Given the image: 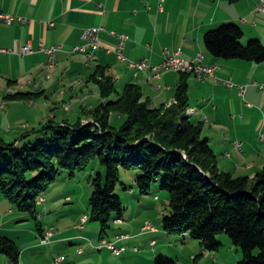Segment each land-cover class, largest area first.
I'll list each match as a JSON object with an SVG mask.
<instances>
[{
  "label": "crops",
  "instance_id": "crops-1",
  "mask_svg": "<svg viewBox=\"0 0 264 264\" xmlns=\"http://www.w3.org/2000/svg\"><path fill=\"white\" fill-rule=\"evenodd\" d=\"M259 4L260 0H0L3 11L30 18V22L25 24L0 22V47L14 51L0 53V137L5 141L17 140L19 131L32 136L34 132L30 131L39 129V121L31 119L26 122L25 118H18L16 108L19 107L32 108L36 105L33 113L38 106L51 108L49 119L64 125L65 120L75 122L67 116L74 112L73 102H80L78 117L83 108L99 106L93 105L95 99L98 98L101 104L106 102L99 91L95 93L97 84L90 81V76L99 65L108 67L109 74L116 79L118 90L124 89L128 83H137L154 106L170 105L176 101V90L183 73L164 71L161 78L149 81L147 73L150 69H147L135 76L127 62L118 60L115 53L108 51V48H116L117 40L107 31L102 32V45L92 60L85 53L74 52V48L82 44L85 28L103 26L129 35L125 55L130 60L147 59L151 64H159L168 53L180 50L179 57L182 59L193 60L202 55L204 64L220 65L221 69L216 73L218 80L207 76L201 81L194 72L188 76L190 108L195 111L190 117L194 121H203V135L218 154L219 162L221 157H229V168L224 162L219 163L223 170L233 173L232 168H253L251 162L246 161L245 147L254 146L257 134L263 129L264 89L260 88V84L264 83V62L216 57L207 50L204 39L207 31L223 23L235 22L244 30V44L251 38L264 42V12L259 10ZM25 44H30V53L21 52ZM57 44H63L64 49L58 53L55 66L47 65L49 54L44 48ZM228 78L236 83L235 87L230 88L223 83ZM239 85H248L244 97ZM27 91L44 94L30 102L5 99L7 94ZM92 94L95 97L93 100ZM58 111H61L59 116ZM114 115L111 116V124ZM116 118L124 121L121 115ZM83 121L87 123L90 120L84 118ZM28 123H33L34 128H30ZM236 141L242 143V149L235 146ZM134 192L131 190L132 194ZM73 200L71 195L66 196V202ZM139 200L141 203L142 199ZM0 203L2 207L7 206L6 201ZM44 203L48 204L39 214L43 231L51 225H56L58 231L51 244L41 243L42 231L38 232L36 242L21 245L22 250L19 245L21 264H34L29 254L37 259V249L51 245L53 247L46 254L60 248L69 249V258L66 257L61 264H155L158 254L170 253L166 251L168 246L164 242L171 240V235L162 229L164 235L157 240L153 234L160 229L149 216L144 217L143 212L133 215L125 212L124 223H115L105 237L113 240L121 233L131 235L130 239L119 243L125 250L116 255L108 249L94 247L101 239L100 225L96 222L88 225L91 222L89 219L83 223L82 217L86 215L89 218L88 214L71 212L57 217L52 215V211L61 208V205L55 204L50 209L49 200L45 198ZM9 210L11 216L1 218L0 214V233L7 230L8 223L14 220L8 221L7 218L15 216L14 209L11 207ZM24 216L28 215H19L23 217L21 221L25 220ZM147 220L155 230L143 231ZM97 234L99 236L95 237ZM142 237L144 242L140 244L138 238ZM184 239L187 244L195 240L188 234ZM9 263L8 257L0 253V264Z\"/></svg>",
  "mask_w": 264,
  "mask_h": 264
},
{
  "label": "trees",
  "instance_id": "trees-1",
  "mask_svg": "<svg viewBox=\"0 0 264 264\" xmlns=\"http://www.w3.org/2000/svg\"><path fill=\"white\" fill-rule=\"evenodd\" d=\"M243 36L238 23L228 22L207 31L204 41L216 57L264 62V42L252 38L244 44ZM190 74L183 73L174 103L154 106L141 85L128 83L120 93L108 67L97 66L90 81L97 84L106 102L83 108L75 122L65 120L62 125L50 119L44 127L31 130L44 135L34 145L20 148L17 142L0 137V193L42 232L40 198L62 170L73 178L98 160L106 176L104 179L98 173L91 177L94 190L89 220L100 225L101 239L125 213L117 192L122 172L137 171L135 183L140 195H153L157 183L167 193L171 212L162 223L167 234H188L204 251L214 252L223 244L219 235L226 233L242 251L238 264H264V167L254 177L235 176L220 167L218 154L203 135V121H194L187 114ZM43 94L17 92L5 99L36 101ZM113 95L118 97L108 100ZM112 114L125 118L119 128L111 124ZM84 118L90 121L85 123ZM0 253L11 264H21L20 247L9 236L0 235ZM155 264L177 261L160 253Z\"/></svg>",
  "mask_w": 264,
  "mask_h": 264
},
{
  "label": "rangeland",
  "instance_id": "rangeland-1",
  "mask_svg": "<svg viewBox=\"0 0 264 264\" xmlns=\"http://www.w3.org/2000/svg\"><path fill=\"white\" fill-rule=\"evenodd\" d=\"M247 43H248V40L246 41L245 44ZM55 64L56 63H54L53 65L52 64H49V65L55 66ZM119 89H120V86H119ZM98 91L99 89H96L95 93H97ZM119 91L122 93L124 89H120ZM88 94H91V92H89ZM91 97H92V100L95 98L93 94L91 95ZM117 97L118 95H113L108 100H114ZM79 103L80 102H73L74 112L67 115L68 118H70L71 120L76 121L78 119L77 113L81 109V105ZM100 104L101 102L99 103L98 98L95 99V102L93 103V105L97 106ZM34 107L16 108V111H18V118L20 119L23 117L25 118L24 121L26 122H30L31 119L39 121L38 123L39 125L37 126L39 128H42L50 120L48 115L50 113L51 108L50 109L42 108L41 106H38L36 108V111L33 113ZM12 112H15V111H12ZM60 112L61 111H58V116ZM190 113H192V110L188 108L187 114H190ZM118 115L119 114H115L112 117V124L116 128H119L124 122V121H118V119L116 118ZM60 120L62 119H59V121ZM28 124H30V128H34L33 123H28ZM258 130H260V128H258ZM262 133L264 134V121H263L262 132L259 131V133L257 134V137H256L257 139L254 141V146L251 147L249 145V147L248 146L245 147L246 158H247L246 161L247 163L251 162L250 164L253 165V168L246 167L245 169H238V170H234L232 168L231 170L233 171L235 176L249 175V176L254 177L257 174V172L263 169L264 167V140L261 137ZM24 135L25 137H23ZM19 136L20 137L17 140L7 139L6 142H9V143L17 142V145L19 144L20 148H22L26 144L34 145L38 137L39 138L44 137V135L41 133L34 134L32 136L30 135L27 136L26 132H20V131H19ZM229 152H231V150ZM223 162H224V165L228 166L229 168V165H228L229 157H226V156L221 157L220 163H223ZM98 173L103 174L104 179H105L106 169L98 160H95L92 163V166L87 172L78 173L73 178L69 176V173L67 171L62 170L57 181L51 186L50 190L45 194V198L49 200L50 209L53 208L52 206H54L55 204L61 205V208H55L56 210L52 211L53 212L52 215L58 217V215L61 216L66 213L71 214V212H74V213L81 212L83 214L89 215L91 211L90 197L94 190L91 177L92 176L95 177ZM122 173L123 174L121 177V183L117 189V192L123 199L124 206H125V212L127 214L130 213L133 215V214H136L138 211H140V212H143L144 217L149 216L154 221V223L157 225V227L160 229L158 233L153 234V236H155V238L159 240V237H163L164 235L162 231L163 217L167 214H170L171 212L170 207L167 203V193L161 190V183L160 184L157 183L154 187L153 195L142 196L139 194L137 185L135 183V178L139 173L137 171H126V170H124ZM125 173L127 174L125 175ZM132 189L135 191L133 194L131 193ZM67 195H71L72 197H74V200L72 202H66ZM156 196L160 197V199L156 200L155 199ZM139 198L142 199L141 203L139 202L140 201ZM1 201H6L7 203V206L5 207H2L0 203L1 218H4L5 216H11L12 214H10L11 212L9 209L11 207L12 209L14 208L8 202V200L4 197L2 193H0V202ZM44 202L45 200L42 201L40 198L39 213L44 212V208L48 204ZM146 208H149V209H146ZM14 212H15V216L9 217L10 219L7 218L8 221L11 219H14V220L8 223L7 230H4L3 233H0V235L9 236L10 238L14 239L18 243V245H20V247L21 245H24V244L26 245L29 243L31 244L33 242H36V240L39 239L37 238L39 231L37 229L36 222L28 216L26 217L24 216L25 220L21 221L23 217H19V215L23 216L25 213L19 212L16 209H14ZM83 217H82V221H83ZM86 217H87L86 220H88L89 219L88 216ZM51 218L56 219V217H51ZM140 218L143 219V217H140ZM44 220L47 221L46 219ZM146 222H150V221L147 220L145 221V223ZM91 223L93 222H89L88 225H90ZM95 224L99 226L98 223H95ZM51 226L55 227V230L48 244L52 243L54 235L58 231V227L56 225H51ZM47 230L45 229V231H43L42 236H41V243L43 245H48V244L43 243V238ZM89 230L93 232L92 229L89 228ZM5 231L8 233H6ZM98 236L99 234L95 235V237H98ZM129 236L131 237L130 234ZM171 237H172L171 240H167V242H164V243L167 244L168 246L166 251L170 252L167 255L174 258L177 261V264H238V262L243 259V254H242L240 247L236 246L234 242L231 240V238L229 237V235H227L226 233L219 235V239L221 240L223 244L219 251H214V252H208V251L206 252L202 250L199 244V241L197 240H193L191 241V243L187 244V241H184L185 235L184 236L183 235H171ZM138 239H139L138 243L142 244L144 242L143 237L138 238ZM160 241H161V238H160ZM52 247L53 246L51 245V246L38 248L37 249L38 254H36L38 255L37 259H34L35 257L34 255L29 254L31 262L34 260L35 262V263L33 262L34 264H46L47 262H50L52 260L50 263H47V264H53L55 259L58 257H65V258L68 257L69 258V253H67L69 250L68 248H60L59 250H52L50 254L48 253L46 254L45 252L47 250H50ZM21 250H22V247H21ZM255 253L256 254L259 253V250L256 249ZM50 256L51 257L53 256L52 257L53 259H51ZM195 257H196V260H195ZM40 258H42V260Z\"/></svg>",
  "mask_w": 264,
  "mask_h": 264
},
{
  "label": "built area",
  "instance_id": "built-area-1",
  "mask_svg": "<svg viewBox=\"0 0 264 264\" xmlns=\"http://www.w3.org/2000/svg\"><path fill=\"white\" fill-rule=\"evenodd\" d=\"M259 10L264 12V0H260L259 4ZM0 22L6 23L8 25H11L15 22H20V23H29L30 18L20 16V15H15L6 11H3L0 9ZM53 23H51L52 25ZM107 31V33L111 36L116 38L117 40V46L115 49H110L108 48L109 52H113L116 54L118 60L127 62L129 65V68L134 71L135 76L140 74L141 72L146 71L147 69H150L149 72L147 73V77L150 80H153L155 78H161L164 71H176L180 73H185V72H194L198 79L201 81H204L207 76H213L216 80H218V77L216 76V73L221 69L220 65L214 64V65H205L202 62L203 56L200 55L197 59L193 60H185L179 57L180 50L176 51L172 56L167 57L163 62L159 64H149L147 60H142L140 62H136L134 60H130L126 57L125 55V47L126 43L128 41L129 35L126 32H119L117 30H108L103 26H96V27H90L87 29H84L83 34H82V39L84 41L83 44H79L74 48V52L76 51H85L86 54H88V57L90 60L95 57L96 52H90V48L92 49H98L102 44L100 43V36L102 32ZM47 53L49 54V62L47 65L51 64L53 61H56L58 53L60 51H63L64 46L63 44H57L54 45L50 48H44ZM22 53H30L31 52V47L30 44H25L22 46L21 49ZM0 53H14L12 49H3L0 47ZM223 83L230 87L233 88L236 86V84L233 82L231 78L225 79ZM248 85H239L238 87L240 88V93L244 97L246 89ZM260 88L263 90L264 89V83L260 84ZM249 105H251L249 103ZM262 139L264 140V134L262 133ZM237 143V148L242 149V143L239 141H236ZM41 200L44 201L45 197L42 196ZM87 217H83V223L86 222ZM115 223L122 224L124 223L123 219L116 220ZM48 229V230H47ZM45 236L43 238V243L48 244L50 242L51 237L54 234L55 227H49L47 228ZM155 229L153 227V224L151 222H146L143 231L147 230H152ZM129 234L127 233H121L119 234L116 239H109V238H102L99 240L98 243L94 245L96 249H108L112 251L116 255H120L124 252L125 248L121 245H119L120 242L124 241L127 239ZM155 242H153L154 244ZM138 248H136L137 250ZM80 252L82 250H79ZM65 257H58L55 259L53 264H61L63 262V259ZM196 259V257H195ZM11 264V263H9Z\"/></svg>",
  "mask_w": 264,
  "mask_h": 264
},
{
  "label": "bare ground",
  "instance_id": "bare-ground-1",
  "mask_svg": "<svg viewBox=\"0 0 264 264\" xmlns=\"http://www.w3.org/2000/svg\"><path fill=\"white\" fill-rule=\"evenodd\" d=\"M87 28H90V27H87ZM87 28H85V29H87ZM83 43H84V41H83V39H82V44H83ZM100 47H101V46H100ZM100 47H99V48H100ZM99 48H98V49H99ZM98 49H92V48H90L89 50H90V52H93V53H94V52H96ZM76 52H82V53H85V54H86L85 51H76ZM87 55H88V54H87ZM169 56H172V54H169V53H168V56H167V57H169ZM167 57H166V58H167ZM93 58H94V57H93ZM49 59H50V57H49ZM89 59H90V58H89ZM143 60H147V59H143ZM134 61H135V60H134ZM140 61H142V60H140ZM140 61H136V62H140ZM147 61H148V60H147ZM148 62H149V61H148ZM54 63H55V61H53L51 64L53 65ZM149 64H151V63L149 62ZM203 64H204V63H203ZM205 65H206V64H205ZM212 65H214V64H212ZM217 65H218V64H217ZM4 106H5V105H4ZM190 109L192 110V113H193L194 109H193V108H190ZM188 115H191V113L188 114ZM235 146L237 147V143H236V142H235ZM117 220H119V219H117ZM152 230H155V229H152ZM129 237H130V236H128L127 239H129ZM153 242H154V241H153ZM153 242H152V243H153ZM64 259H65V258H64ZM64 259H63V260H64Z\"/></svg>",
  "mask_w": 264,
  "mask_h": 264
}]
</instances>
